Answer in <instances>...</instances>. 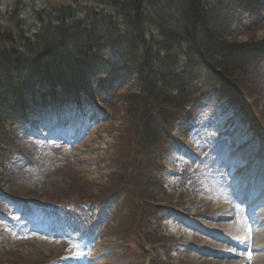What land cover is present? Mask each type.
Here are the masks:
<instances>
[{
	"label": "rangeland",
	"instance_id": "obj_1",
	"mask_svg": "<svg viewBox=\"0 0 264 264\" xmlns=\"http://www.w3.org/2000/svg\"><path fill=\"white\" fill-rule=\"evenodd\" d=\"M117 2L0 0L3 30H48L66 7L80 26L107 38L99 58L82 75H65L56 95L43 96L49 87L36 85L18 96L33 107L25 118L22 108L17 112L35 156L4 152L0 171L22 165L34 179L20 191L0 190V264H264V100L255 121L237 93L215 81L208 63L197 68L183 34L186 0H144L139 10ZM204 3L218 12L239 0ZM237 10L226 14L236 41H263L264 10ZM135 35L152 48L145 51ZM250 75L264 99V61L253 63ZM146 77L156 92L194 87L172 115L155 113L162 132L156 145L141 131L152 112L146 108L139 120L126 109V96L136 92L141 110L148 106L140 91ZM133 159L138 172L129 171ZM116 178L122 192L100 190ZM35 183L56 200H31ZM138 188L147 190L143 203Z\"/></svg>",
	"mask_w": 264,
	"mask_h": 264
},
{
	"label": "trees",
	"instance_id": "obj_2",
	"mask_svg": "<svg viewBox=\"0 0 264 264\" xmlns=\"http://www.w3.org/2000/svg\"><path fill=\"white\" fill-rule=\"evenodd\" d=\"M117 1L120 2L121 0ZM127 1L139 10L144 0ZM204 2L205 0H186L183 10V20L187 25L183 34L198 56L196 60V63H199L197 68H200L201 63L203 65L208 63L211 67V73L215 75V81L229 91L234 90L237 93L236 96L243 100L250 114L257 121V119L259 120L258 117L261 116L259 108L264 99L259 95L260 87L257 84V79L255 80L250 75V69L253 63L257 64L264 61V39L260 42H257L256 39V41L251 40L249 42L236 41V35L233 36L232 31L229 30L232 18L230 16L227 17L226 14L231 15V12L238 11L237 9L240 10L241 8L243 10L248 8L256 9V6L257 10L262 12L264 10V0H239L236 6L221 5L218 12H214ZM65 11L67 12L65 13ZM60 13L61 15L55 18V21L50 18L48 24L45 25L48 30H40L33 35L23 32L22 29L12 33L7 29L3 30L0 26V155L4 152L15 151V153L23 156L26 154L35 156L23 142L26 136H24V132L21 129L22 123L21 128L18 125L23 119V113L25 118L28 109L33 111L28 99L22 96L20 99L18 98L20 92L28 86L34 89L37 85L41 88L48 86L50 92L57 93L59 90H63L60 80L65 75L68 73L82 75L85 69L89 67V62L99 58L101 54L100 45L107 38L104 35L93 34L87 26H80L79 19L74 18L69 8L63 7ZM135 21H138V19ZM134 27H136V24H134ZM132 39L135 43L141 46L144 45L146 47L145 51L152 48L150 43L144 40L141 41L143 39L142 35H139V38L135 35ZM47 66H53L55 70L51 69L50 72H46ZM197 68L192 69L194 76L197 77L198 75L202 78L204 73L201 74ZM206 78L207 74H205L203 79ZM148 80L150 79L146 77L145 83L140 89L144 93L143 99L145 100L147 97L146 104L148 106L143 104L141 110L137 96L138 92H136L126 96L128 103L126 109L129 116L135 118L139 115V120H143L144 116L148 114L146 108L152 112L151 115L146 116L148 118L142 124L143 128L141 131L144 139L152 136V145H156L159 138H161L162 132H160L161 124L157 125L155 113L160 117L170 113L169 111L172 108L174 111V106L183 104L186 99L185 94L190 95L194 87L192 85L185 92L181 89H170L168 92H162V88L159 92H156L155 81L153 79ZM250 80L256 82V86L250 85ZM151 81L153 82V91L155 93L153 91L150 93L152 100L150 102L147 88ZM163 82L165 88H171L166 86L164 80ZM205 83L209 85L208 82ZM259 83L264 84V81ZM67 90L69 89L66 88ZM167 94H170L171 97ZM199 96L200 94L196 96V99ZM193 99L190 100L192 101ZM157 106L160 107L155 110ZM19 108H22L24 112L18 113L17 110ZM255 114H257V118ZM170 115L172 114L170 113ZM174 119L176 118H172V121ZM16 123L18 126H16ZM162 125L165 126V123ZM144 145L147 146V141L144 142ZM11 147L14 149H11ZM112 161L115 160L112 159ZM62 166L66 168L62 170H73L69 165ZM137 166L136 159H133L130 162L129 171L138 172ZM21 168L22 165L14 168L5 166L0 171L1 191L11 193L10 189L13 187L20 191L22 184H28L30 178L34 179V175L24 174L20 170ZM126 173V170H123L121 176ZM119 180V178H116L110 188V181H106V184H102L103 187L100 185L102 187L100 190L110 192L113 195L117 192H122V187L119 189ZM35 186V190L30 194L33 196L30 198L31 200H56L58 197L54 191L50 193L37 183H35ZM103 188L109 189L105 190ZM133 191L135 193V189ZM24 192H26L25 187ZM147 194L146 188L143 190L138 188L137 196L142 203L144 201L142 195ZM90 199L91 201H98V198L93 199L91 197ZM171 206L174 208L173 205Z\"/></svg>",
	"mask_w": 264,
	"mask_h": 264
},
{
	"label": "bare ground",
	"instance_id": "obj_3",
	"mask_svg": "<svg viewBox=\"0 0 264 264\" xmlns=\"http://www.w3.org/2000/svg\"><path fill=\"white\" fill-rule=\"evenodd\" d=\"M237 254V253H236Z\"/></svg>",
	"mask_w": 264,
	"mask_h": 264
}]
</instances>
